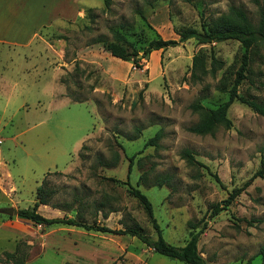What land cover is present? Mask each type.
I'll return each instance as SVG.
<instances>
[{
	"label": "rangeland",
	"instance_id": "374dc122",
	"mask_svg": "<svg viewBox=\"0 0 264 264\" xmlns=\"http://www.w3.org/2000/svg\"><path fill=\"white\" fill-rule=\"evenodd\" d=\"M229 5L257 21L252 0H0V37L15 39L16 28L24 37L38 22L35 31L56 49L52 57L41 51L23 59L24 53L0 43V66L9 62L1 54H10L8 77L18 82L17 98L6 105L0 91V206L14 208L12 215L0 213V264L12 263L5 254L16 244L24 264H187L128 234L17 219L15 210L31 207L43 182L53 190L37 207L45 217L113 229L139 225L154 237L150 218L128 191L131 185L151 201L168 242L182 245L188 222L206 221L197 249L208 264H264V177L243 185L264 161V115L235 99L227 110L230 127L206 134L188 129L200 117L193 104L213 108L227 99L240 42L199 44L190 38L151 51L140 67L131 61L124 69L117 65L114 79L77 54L97 38L112 41V29L141 54L150 38H177L175 28H198ZM194 54H203L207 67L213 55L221 68L191 76ZM88 72L97 74L96 83ZM237 93L264 102V47ZM158 131L155 143L147 144ZM183 149L190 150L192 162ZM215 202L222 209L211 216Z\"/></svg>",
	"mask_w": 264,
	"mask_h": 264
},
{
	"label": "trees",
	"instance_id": "16d2710c",
	"mask_svg": "<svg viewBox=\"0 0 264 264\" xmlns=\"http://www.w3.org/2000/svg\"><path fill=\"white\" fill-rule=\"evenodd\" d=\"M257 5V21L254 22L246 12L244 8L237 5H229L227 10L219 16L212 17L209 20L202 19L200 26H185L181 28H175L174 32L178 35L177 38H162L152 37L148 40L147 44L143 46L141 54L134 49L133 44L127 39L125 34L120 30L112 29V41L97 38L93 43H101L104 49L108 50L113 56L120 59L131 61L136 67H140L139 60L148 56L151 51L158 49H165L170 46L178 45L190 38H193L197 43L204 44L212 41H222L226 39H235L240 42L243 47V52L240 56V64L234 71V78L232 84L228 90V97L226 100L218 104L213 108H207L200 104H193L192 108L198 110L200 113L199 120L191 125L188 129L196 134L212 133L214 129L222 125L224 127H230L231 120L227 116V110L229 105L238 99L241 102L247 104L253 111L264 115V102L257 101L252 98L239 96L237 93V87L241 80L246 77L247 73L251 70V64L254 60V56L260 47H264V5H261L258 0H252ZM222 62L220 59L210 56V60L206 63V59L203 54H194L192 56L191 64V76H199L200 74H206L207 72L213 74L219 68H221ZM77 67V64H75ZM89 76V72L87 74ZM160 136V132H156L146 143L153 144ZM182 156L189 162L193 161V156L188 149L182 150ZM131 170V160L127 168V178ZM264 177V161L260 162L259 167L254 171L252 176L243 184L246 185L254 177ZM215 181L220 183V179L216 174H213ZM165 178L158 179L157 185L160 186L164 183ZM130 183L128 182V185ZM241 187L234 188L230 195V198L237 195L241 191ZM129 193L135 197L142 205L145 213L150 218L153 229L155 230V236L148 235L141 226L134 225L132 227L113 229L105 225L99 224H87L70 217H45L37 210L39 204H46L48 198L53 193L52 188L46 187L43 183H40L36 187L35 200L31 207L18 208L15 210L17 219L31 224H64L76 227H81L85 230H93L99 232H107L113 234H128L130 236L137 237L141 242L151 247L155 252L175 258L187 264H208L206 260L200 255L197 249V242L199 235L202 233L206 226V221L202 223L188 222L189 232L188 238L182 245H174L164 239L162 235V229L160 228L156 218L153 214V207L149 198L137 187L129 185ZM1 194V191H0ZM229 198V199H230ZM226 200V202L229 201ZM211 216L216 214L222 209L220 202L212 204ZM20 244H16L15 249L12 252H6V257L12 261L11 264H24L25 257L21 254ZM110 264H114L113 262Z\"/></svg>",
	"mask_w": 264,
	"mask_h": 264
},
{
	"label": "crops",
	"instance_id": "0c3cea01",
	"mask_svg": "<svg viewBox=\"0 0 264 264\" xmlns=\"http://www.w3.org/2000/svg\"><path fill=\"white\" fill-rule=\"evenodd\" d=\"M36 24L32 25L31 30L28 32L26 36L23 37L22 35H20L22 33V30L20 32L16 28L15 30L16 38L15 39L5 38L1 36L0 43L7 45L8 48L13 46L14 47L13 50H16V52L21 51V53H24L22 54L23 59H26L28 55L37 56V53L39 55H42L41 51L43 52L49 51L52 57V54L56 50L54 48V43L51 44L48 40L44 39L43 37L39 36V34H37V32L34 29ZM37 45L40 46V51H38V48L35 47ZM77 54L79 58L81 56V60H84L86 63H93V64L95 63V65H93L95 69L102 68L104 73L101 72L100 70H97V71H99L101 74L103 73L105 77H107L108 79H114L117 77L116 76L117 73H115V69H116L115 67L117 65H121V68L123 69L125 67L127 68L129 65L131 66L129 61L113 56L108 50L103 49V47L99 43H92L89 46H86L85 48H81V51L79 50ZM1 55H2V58L4 59V62H7V60L9 61L7 62L8 66H9V63L13 62L12 56L10 54H8V56L5 53ZM8 66L6 65L2 67L0 66V91H4V97H6L5 105L12 98H15V99L17 98L15 90L18 86V82L12 81L11 77H8L10 69H11V67L10 66L8 67ZM123 69L119 71L120 74ZM58 76H59V72L57 73V77ZM90 76H91V79H93V83L94 82L96 83V81H98L96 80L98 77L96 73H92V74L90 73L89 78Z\"/></svg>",
	"mask_w": 264,
	"mask_h": 264
},
{
	"label": "water",
	"instance_id": "95a60500",
	"mask_svg": "<svg viewBox=\"0 0 264 264\" xmlns=\"http://www.w3.org/2000/svg\"><path fill=\"white\" fill-rule=\"evenodd\" d=\"M0 213L12 215L14 214V208L12 206H0Z\"/></svg>",
	"mask_w": 264,
	"mask_h": 264
},
{
	"label": "built area",
	"instance_id": "2783aa9c",
	"mask_svg": "<svg viewBox=\"0 0 264 264\" xmlns=\"http://www.w3.org/2000/svg\"><path fill=\"white\" fill-rule=\"evenodd\" d=\"M134 66V65H133ZM135 67V66H134ZM0 143H1V139H0Z\"/></svg>",
	"mask_w": 264,
	"mask_h": 264
}]
</instances>
